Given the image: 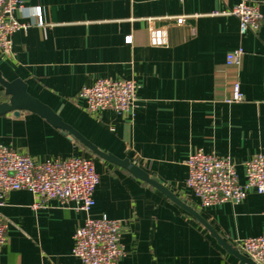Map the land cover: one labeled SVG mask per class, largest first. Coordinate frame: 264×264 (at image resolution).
I'll use <instances>...</instances> for the list:
<instances>
[{
	"label": "crops",
	"instance_id": "crops-1",
	"mask_svg": "<svg viewBox=\"0 0 264 264\" xmlns=\"http://www.w3.org/2000/svg\"><path fill=\"white\" fill-rule=\"evenodd\" d=\"M259 3L264 15V0ZM15 18L36 22L12 37L13 54L0 52L6 81L22 80L101 152L130 159L167 187L228 243L264 235V194L240 203L201 207L186 187V162L197 149L230 157L241 183L244 163L264 156V19L257 32L240 33L232 10L239 0H22ZM222 13V14H215ZM178 17H186L177 25ZM163 33L155 43L154 31ZM131 37L132 41H129ZM244 49L240 66L227 57ZM100 79H133L131 115L87 111L79 99ZM240 82L241 103H229ZM9 97L0 84V105ZM0 144L43 162L92 159L100 182L94 218L126 221L119 264H241L200 221L157 188L94 154L38 114L0 115ZM29 191H13L0 214L8 237L0 264H81L74 234L87 214L49 201L34 208Z\"/></svg>",
	"mask_w": 264,
	"mask_h": 264
},
{
	"label": "built area",
	"instance_id": "built-area-1",
	"mask_svg": "<svg viewBox=\"0 0 264 264\" xmlns=\"http://www.w3.org/2000/svg\"><path fill=\"white\" fill-rule=\"evenodd\" d=\"M264 2V1H263ZM22 0H0V52L13 54V35L27 30L33 24L42 26L39 11L36 22L21 23L15 13L23 9ZM222 14V13H215ZM223 14L233 15L240 22V33L257 32L264 19L259 3L239 0L232 10ZM186 17H178L177 25H184ZM155 43L163 33L154 31ZM129 41L132 39L129 37ZM244 49L240 48L227 57V65L240 66ZM138 85L133 79H100L91 87H84L79 99L86 103L87 111L94 115L111 110L120 115H131L137 103ZM244 94L240 82L233 84L229 103H241ZM188 178L186 187L192 190L201 207L208 208L224 203H240L248 193L264 194V156L257 155L244 163L245 181L239 180L236 165L230 157L206 153L197 149L186 162ZM100 182L92 159L77 157L66 160L37 161L27 154L0 144V207L13 191H29L36 199L34 208L49 201L72 205L83 211L87 218L74 234L72 254L81 264H119L125 256L121 244L122 220L94 218L90 212L95 205L94 193ZM9 225L0 214V247L6 244ZM235 248L252 259L264 264V235L247 238L235 243Z\"/></svg>",
	"mask_w": 264,
	"mask_h": 264
},
{
	"label": "water",
	"instance_id": "water-1",
	"mask_svg": "<svg viewBox=\"0 0 264 264\" xmlns=\"http://www.w3.org/2000/svg\"><path fill=\"white\" fill-rule=\"evenodd\" d=\"M0 84L4 87L6 95L9 97L7 103L0 105V115L7 113H14L15 116H19L22 111H29L46 119L55 128L62 130L68 134L71 138L79 140L86 147H88L94 154L101 158L112 162L124 169L128 170L132 175L138 179L148 183L149 185L157 188L166 197L178 204L188 214L200 221L202 225L211 233L212 237L216 239L218 244L229 254L239 259L241 264H256L252 259L242 254L233 245L223 239L198 213L195 209L185 204L174 193H172L167 187L159 183L155 178L151 177L143 168L131 162L130 159H118L112 155L101 152L95 145L90 143L73 127L64 122V120L56 114L49 106L43 104L38 99L31 96L28 92L26 83L22 80H15L12 82L6 81L2 72L0 71Z\"/></svg>",
	"mask_w": 264,
	"mask_h": 264
}]
</instances>
